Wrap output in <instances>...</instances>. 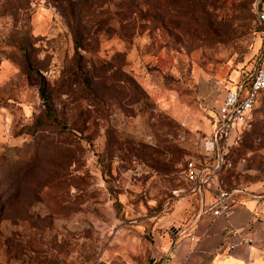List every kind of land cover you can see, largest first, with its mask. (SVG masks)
<instances>
[{"label": "rangeland", "instance_id": "rangeland-1", "mask_svg": "<svg viewBox=\"0 0 264 264\" xmlns=\"http://www.w3.org/2000/svg\"><path fill=\"white\" fill-rule=\"evenodd\" d=\"M255 2L0 0V264H155L192 214L181 170L259 58ZM226 157L229 185L263 179L264 91Z\"/></svg>", "mask_w": 264, "mask_h": 264}, {"label": "built area", "instance_id": "built-area-1", "mask_svg": "<svg viewBox=\"0 0 264 264\" xmlns=\"http://www.w3.org/2000/svg\"><path fill=\"white\" fill-rule=\"evenodd\" d=\"M254 7L262 34L259 58L242 79L223 90L214 108L213 129L198 143L200 157L188 159L181 170L188 184V197L191 200L197 196L200 200L199 214L227 218L236 206L242 204L241 197L254 200L257 205L264 204V191L254 192L241 185L225 188L221 179V173L228 166L226 154L230 140L234 132L247 122L259 92L264 91V0H256ZM184 191L179 188L174 193L178 196ZM206 196L210 197L209 202L205 201Z\"/></svg>", "mask_w": 264, "mask_h": 264}, {"label": "crops", "instance_id": "crops-1", "mask_svg": "<svg viewBox=\"0 0 264 264\" xmlns=\"http://www.w3.org/2000/svg\"><path fill=\"white\" fill-rule=\"evenodd\" d=\"M223 173V172H222ZM222 186L233 187L222 178ZM241 185V184H239ZM249 190L264 191L261 181L247 184ZM181 208H190V197ZM227 218L199 214L178 226L163 242L158 236L154 248L155 264H264V204L242 198ZM209 202L210 197L206 196ZM180 208V209H181ZM179 208L173 212L177 216Z\"/></svg>", "mask_w": 264, "mask_h": 264}, {"label": "trees", "instance_id": "trees-1", "mask_svg": "<svg viewBox=\"0 0 264 264\" xmlns=\"http://www.w3.org/2000/svg\"><path fill=\"white\" fill-rule=\"evenodd\" d=\"M255 18H256V16H255ZM256 22L258 23L257 18H256ZM245 74L239 79H242L245 76ZM40 95H41V97L43 99L44 104L47 105V108H48V94L43 90L42 87H40ZM185 185L188 186L187 183ZM199 203H200V200L198 199L197 196H195L194 198L191 199L190 208H187V210L191 211L192 214L191 215H187L185 217V219H184L185 220L184 222H187L191 218L194 219V217L196 216V214L198 213V210H199V205H200Z\"/></svg>", "mask_w": 264, "mask_h": 264}]
</instances>
